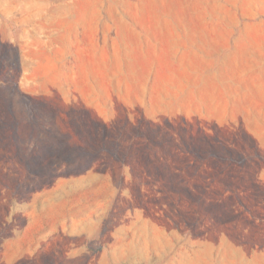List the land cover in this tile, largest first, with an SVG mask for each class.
<instances>
[{
    "label": "rangeland",
    "instance_id": "obj_1",
    "mask_svg": "<svg viewBox=\"0 0 264 264\" xmlns=\"http://www.w3.org/2000/svg\"><path fill=\"white\" fill-rule=\"evenodd\" d=\"M0 264H264V0H0Z\"/></svg>",
    "mask_w": 264,
    "mask_h": 264
}]
</instances>
